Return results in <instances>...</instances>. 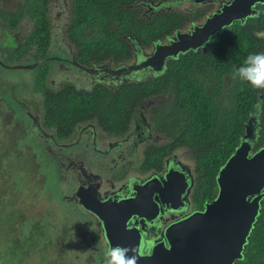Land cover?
<instances>
[{"label":"flooded vegetation","instance_id":"af4514ba","mask_svg":"<svg viewBox=\"0 0 264 264\" xmlns=\"http://www.w3.org/2000/svg\"><path fill=\"white\" fill-rule=\"evenodd\" d=\"M74 1L32 0L31 6L37 8L40 18L36 25L39 34L35 31L37 36L30 39L28 33L30 29L36 28L35 18L18 14L27 6L28 0H0V33L6 34L0 42V61L7 66L4 69L15 65H25L26 69L19 68L22 70L30 69V81H23L20 88L24 87L25 91L31 89V95L20 96L25 101H36L40 110V113L35 114V107L30 105L31 112L30 108L25 115L20 112L23 115L19 117L22 131L24 134L27 132L21 142L30 144L29 149L32 147L34 152L41 150V158H50L59 176L64 180L66 177L65 184L70 191L65 195L64 203L69 204L75 224L80 223L82 233L87 235L86 242L80 244L82 252L88 250L92 256H102L108 246L100 220L78 202L79 193H94L99 199L111 197L112 200L125 199L133 203L129 207L133 213L126 221V226L134 227L138 234H130V253L132 255V248L139 256L159 250L155 259L163 255L161 250L167 247L162 235L164 230L189 213L203 208V205L195 206L191 198L196 172L191 151L183 145L169 144L171 139L168 129H159L156 123V118L164 122L162 114L166 113L164 107L169 101L171 105L182 98L168 87L171 63L176 61L177 71L192 69V72L198 73L197 79L207 88L206 93L213 92L215 78L205 73L211 67L214 69L218 58L211 40L242 28L255 37L253 43L257 42V46L254 45L256 52H264V2H253L245 15L232 18L202 44L179 50L175 55L168 53L161 57L160 53L168 51L172 44H188L192 32L202 28L215 14H221L224 7L232 6L233 9L234 0L126 2L120 5L122 10L145 18L149 24H140V27L133 25L131 29L127 28L128 25L123 26L120 33L123 47L118 50H112L109 46L97 49L83 46V41L97 36L99 29L73 20ZM10 14L13 15L11 18L8 17ZM154 25L156 29L152 32L149 29ZM118 26L114 23V27ZM40 36L45 38L42 46L38 42ZM212 52L211 64H200L199 57H195L198 53L203 55ZM157 54L160 59H152ZM147 60H151V63L144 64ZM40 63L44 64V84L51 91L65 88L69 93L75 92L81 96L103 93L100 104H95L97 110L76 119L70 127L65 122L54 121L50 124L43 111L44 94L38 91L36 84L37 72L31 68ZM2 79L7 90H10L9 97L12 100L4 96L3 99L7 101L6 104H17L13 100L18 101V87L8 78ZM158 80H162V85L154 91V88L151 89L152 82ZM222 81L219 101L220 104L228 105L230 98L227 95L231 94L237 80L233 78L232 72L227 71L223 73ZM134 91L139 95L136 96ZM255 91L257 96L248 118L243 122V133L239 138V142L251 139L253 150L264 148V141L257 146L264 122V89ZM13 93L15 95L12 98ZM6 104L4 107H7ZM19 104L22 109L27 105L24 102ZM110 107L112 110L108 111ZM156 150L162 154L160 157L156 155L158 161L151 162L150 154ZM163 150L167 151L163 153ZM85 157L95 160L96 169L85 163ZM178 171L183 174L182 180L187 182L186 186L181 184ZM167 174L170 177L169 188L163 182ZM152 190L158 193V197H149ZM261 193H264V187ZM149 202L155 203L153 209L148 208ZM263 204L264 195L259 200V211L242 245L240 256L232 264H264ZM89 236L91 241L88 240ZM158 244L160 247H155Z\"/></svg>","mask_w":264,"mask_h":264},{"label":"trees","instance_id":"16d2710c","mask_svg":"<svg viewBox=\"0 0 264 264\" xmlns=\"http://www.w3.org/2000/svg\"><path fill=\"white\" fill-rule=\"evenodd\" d=\"M130 1L132 0H75L73 20L78 24L82 22L88 27L99 29V34L85 39L83 46L88 49L109 46L112 50H118L123 47L120 37L123 26L130 25L129 27L127 26L128 29H131L133 25L135 27H140V24L147 26L149 23L145 18L138 17L131 11L121 9L120 5ZM31 3L32 0H28L27 6L18 14H27L34 17L36 27L40 15H38L37 8L34 5L31 6ZM12 16L11 14L8 15L9 18ZM152 22L154 23V20ZM114 23L119 24L118 28L114 27ZM36 29L37 27L30 29L28 33L30 39L39 34L37 32L38 29L37 31ZM44 29L43 27L42 30L44 31ZM155 29L156 26L154 25L149 30L154 32ZM40 37L38 42L42 46L45 44V38L43 36ZM254 39L255 37L248 30L237 28L230 35L223 33V35L216 36L211 40L218 58L216 59L217 63L213 65L214 69L211 67V70L205 73L215 78L216 87L213 92L206 93L207 88L202 86L201 81L197 79L198 73L192 72V69L177 71L176 61L171 63L172 67L167 77L168 87L170 90L176 91L182 98L179 101H173L171 105H169L171 102L169 101L164 107L166 113L162 112L164 122L156 118V123L159 129H168L171 139L169 144L183 145L191 151L196 171L195 185L191 198L197 207H202L206 200H210L215 196L217 191L216 173L238 144L239 138L243 133V122L248 118L257 96L254 88L235 78L237 83L233 85L231 94L227 95L230 98V103L225 105L220 104L219 101L222 91L220 81L223 82V73L227 71L233 73L234 69L241 65L240 63L249 53L257 51L254 47V45L257 46V42L254 41L253 43ZM245 40L252 41V43H248ZM213 52L203 55L198 53L195 57H199L198 61L200 64H211L213 62V57L211 56ZM35 66L33 65L31 68L37 72L36 84H38V91L44 94L45 104L43 111L46 120L50 124L54 121L65 122L70 127L76 119L84 118L91 111L97 110L95 104H100L99 100L104 96L103 93L81 96L75 92L69 93V90L65 88L51 91L44 84V64L40 63ZM161 85L162 80L153 81L151 89L154 88V91H157ZM138 86L135 85V87ZM133 93L136 96L139 95L136 91ZM111 108L108 111L112 110ZM17 113L18 117L23 116L20 112ZM108 116L110 117L109 114ZM65 129L66 131L69 130ZM263 141L264 122L257 146ZM21 144L23 143L21 142ZM166 151L163 150V153ZM161 154L160 150H156L154 153L152 151L149 160L151 162L158 161ZM45 160L44 165L37 161L39 166L44 167L42 170L48 167L49 173L56 177L58 176L65 184L64 178L60 177L56 172L55 165L51 159L47 157ZM44 179H46V176H44ZM65 195L63 192L60 195L61 202L66 201ZM6 213L2 211L1 214L0 212V246L9 258L13 257L9 259L7 264H17L19 259H17L16 252L36 248L44 242L46 232L41 220L25 218L18 226L22 230L18 231L16 235H12L11 238L6 239L5 226L15 220L12 213ZM13 229L9 224V234H11V231L13 232ZM0 261H2L1 258Z\"/></svg>","mask_w":264,"mask_h":264},{"label":"water","instance_id":"95a60500","mask_svg":"<svg viewBox=\"0 0 264 264\" xmlns=\"http://www.w3.org/2000/svg\"><path fill=\"white\" fill-rule=\"evenodd\" d=\"M255 1L264 2L234 0L233 9L232 6L224 7L221 14H215L202 28L194 30L188 44H172L160 56L168 53L175 55L179 50L202 44L232 18L245 15ZM160 56L157 54L152 59H160ZM147 63H151V60L144 62ZM251 142V139L240 141L218 169L216 194L204 202L202 210L189 213L164 230L162 235L167 247L161 250L163 255L155 259L159 250L139 256L132 248V255L130 253V234L138 233L134 227L126 226L133 213L129 208L133 203L129 200H112L111 197L99 199L94 193H77L78 202L100 220L107 244L126 247L128 255L137 258V264H232L240 256L242 245L259 211V200L264 195L261 193L264 187V148L253 150ZM178 172L181 184L186 186L187 182L182 180L183 174ZM169 178L167 174L163 180L168 188ZM152 196L158 197V193L152 190L149 197ZM154 207L155 203L149 202L148 208ZM155 247H160V244Z\"/></svg>","mask_w":264,"mask_h":264},{"label":"rangeland","instance_id":"374dc122","mask_svg":"<svg viewBox=\"0 0 264 264\" xmlns=\"http://www.w3.org/2000/svg\"><path fill=\"white\" fill-rule=\"evenodd\" d=\"M5 36L6 34L0 33V42ZM49 47L51 48V45ZM17 66L26 69L25 65ZM3 67L7 66L1 63L0 76L8 78L12 84L18 87L16 95L19 96L18 101L13 100L17 104H6L7 101L3 99V96L10 98V90H7L5 80L0 77V212L1 214L2 211L3 213H12L15 219L5 226V238H11L12 235H16L18 231L22 230L18 226L25 218L41 220L46 232V238L42 244L31 250L16 252L17 259H19L17 264H104L103 255L92 256V252L85 251L86 249L85 252H82V249H79L82 241L86 242L87 235L82 233L80 223L75 224V219L70 214L69 204L60 201L62 192L68 194L70 191L67 183L64 184L58 176L50 174L47 170L48 167L42 170L44 167L39 166L38 162L44 165L47 156H42L41 159V150L34 152L31 150L32 147L29 149L30 144H21L27 132L23 133L22 121L17 112L25 115L26 110L29 111L30 108L31 112V106H34L35 114L40 113L36 101H25L20 96L21 94L31 95V89L25 91L24 87L20 88L23 81H30V69L22 70L17 67L4 69ZM25 73L26 75L22 76ZM14 95L13 93L11 97L13 98ZM23 102L29 106L25 105V108L22 109L19 103ZM4 104L7 107H4ZM27 123L29 124V120ZM30 135L32 136V134ZM32 137L33 141H36V138ZM27 138L29 139V135ZM85 163L93 168L96 166L95 160L88 157H85ZM65 180H67L66 177ZM83 215L86 216L85 213ZM82 219L85 217L82 216ZM9 224L14 228L13 232H10L11 234H9ZM90 239L89 236L88 240L91 241ZM94 246L97 248L96 244ZM0 258L2 259L0 264H7L13 257L9 258L0 246Z\"/></svg>","mask_w":264,"mask_h":264},{"label":"clouds","instance_id":"9594fccd","mask_svg":"<svg viewBox=\"0 0 264 264\" xmlns=\"http://www.w3.org/2000/svg\"><path fill=\"white\" fill-rule=\"evenodd\" d=\"M233 78L254 89H264V52L249 53L241 65L234 69ZM128 251L126 247L109 244L103 251L104 264H137V258L129 256Z\"/></svg>","mask_w":264,"mask_h":264}]
</instances>
